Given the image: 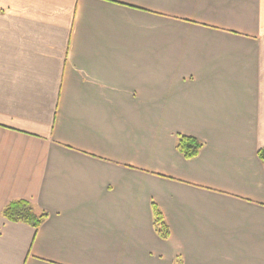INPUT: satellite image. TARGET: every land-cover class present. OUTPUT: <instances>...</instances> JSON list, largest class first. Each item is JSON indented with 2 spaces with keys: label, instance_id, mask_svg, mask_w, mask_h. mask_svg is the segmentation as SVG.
Wrapping results in <instances>:
<instances>
[{
  "label": "crops",
  "instance_id": "1",
  "mask_svg": "<svg viewBox=\"0 0 264 264\" xmlns=\"http://www.w3.org/2000/svg\"><path fill=\"white\" fill-rule=\"evenodd\" d=\"M262 146L264 0H0V264H264Z\"/></svg>",
  "mask_w": 264,
  "mask_h": 264
},
{
  "label": "trees",
  "instance_id": "2",
  "mask_svg": "<svg viewBox=\"0 0 264 264\" xmlns=\"http://www.w3.org/2000/svg\"><path fill=\"white\" fill-rule=\"evenodd\" d=\"M203 144L194 137L178 134L176 137V150L185 158L196 157ZM258 158L264 162V146L257 150ZM152 225L154 232L161 239L169 237V228L161 210L155 203H151ZM1 217L12 222H20L30 225L34 230L44 222L47 213L37 211L30 202L26 200H14L7 204L1 211Z\"/></svg>",
  "mask_w": 264,
  "mask_h": 264
}]
</instances>
